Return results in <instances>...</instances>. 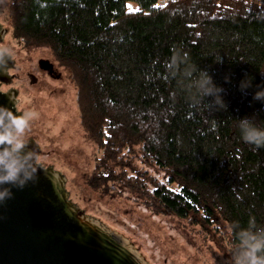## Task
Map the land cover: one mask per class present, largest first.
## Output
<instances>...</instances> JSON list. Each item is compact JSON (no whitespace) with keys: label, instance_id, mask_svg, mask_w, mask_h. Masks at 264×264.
<instances>
[{"label":"trees","instance_id":"trees-1","mask_svg":"<svg viewBox=\"0 0 264 264\" xmlns=\"http://www.w3.org/2000/svg\"><path fill=\"white\" fill-rule=\"evenodd\" d=\"M156 2L11 0L7 15L14 39L48 49L67 72L79 125L99 152L93 187L128 190L158 214L221 220L237 244L232 225L254 217L264 226V149L254 151L237 127L244 117L264 127V101L253 99L264 88V3ZM187 64L225 89L226 110L188 103Z\"/></svg>","mask_w":264,"mask_h":264},{"label":"rangeland","instance_id":"rangeland-1","mask_svg":"<svg viewBox=\"0 0 264 264\" xmlns=\"http://www.w3.org/2000/svg\"><path fill=\"white\" fill-rule=\"evenodd\" d=\"M10 1L0 0V23L7 29L0 44L12 47L16 67L10 72L22 76L33 60L54 58L48 49H26L12 37L7 15ZM258 1L264 3V0ZM61 70L64 73L61 81L45 80L35 86L27 81H15L11 88L19 92L17 110L22 114L26 111L36 113L28 137L39 146L44 166H52L65 177L70 200L86 215L96 217L108 228L127 237L148 264H214V261L215 264H227L231 260L229 249L236 243L230 240V232L223 221L194 223L185 218L158 214L128 190L110 192L90 184L93 159L99 152L79 125L75 89L67 72ZM137 167L165 179L155 168L140 162ZM170 186L177 188L175 184Z\"/></svg>","mask_w":264,"mask_h":264},{"label":"water","instance_id":"water-1","mask_svg":"<svg viewBox=\"0 0 264 264\" xmlns=\"http://www.w3.org/2000/svg\"><path fill=\"white\" fill-rule=\"evenodd\" d=\"M6 33L0 23V43ZM12 78L0 71V106L22 115L18 90L1 89ZM28 147L40 153L33 138ZM65 183L61 172L44 166L36 183L12 189L14 197L0 205V264H148L127 237L73 203Z\"/></svg>","mask_w":264,"mask_h":264},{"label":"clouds","instance_id":"clouds-1","mask_svg":"<svg viewBox=\"0 0 264 264\" xmlns=\"http://www.w3.org/2000/svg\"><path fill=\"white\" fill-rule=\"evenodd\" d=\"M9 60L15 61L12 47L0 44V71L10 74ZM216 61L222 62L221 58ZM182 75L188 103L204 107L209 112L227 109L222 95L225 89L214 82L206 69L187 64ZM225 82H229L228 77ZM249 87L250 79L241 81L242 92L246 93ZM207 97L212 99L206 100ZM253 99L264 101V88L256 91ZM35 118L34 112L17 115L0 106V205L14 197L13 188L23 189L30 182L36 183L39 171L44 170V162L38 151L28 147V132ZM237 127L242 140L251 145L254 151L264 149V127L259 126L254 117L239 119ZM231 232L238 243L229 249L231 260L227 264H264V226H258L252 217L247 227L237 223L232 225Z\"/></svg>","mask_w":264,"mask_h":264},{"label":"flooded vegetation","instance_id":"flooded-vegetation-1","mask_svg":"<svg viewBox=\"0 0 264 264\" xmlns=\"http://www.w3.org/2000/svg\"><path fill=\"white\" fill-rule=\"evenodd\" d=\"M16 63L11 70H15ZM17 72H19L20 68H16ZM13 75L12 82L9 85L1 84L2 90H7L6 87H13V82H21L25 83L27 81L31 86H35L41 84V82L45 80L53 81H61L63 79V70L56 64L55 60H51L46 57H39L36 60H33L30 64L29 70L25 71L22 76L18 73H11ZM19 94V92H18ZM18 96V95H17ZM41 153V152H40ZM41 155V154H39Z\"/></svg>","mask_w":264,"mask_h":264},{"label":"built area","instance_id":"built-area-1","mask_svg":"<svg viewBox=\"0 0 264 264\" xmlns=\"http://www.w3.org/2000/svg\"><path fill=\"white\" fill-rule=\"evenodd\" d=\"M169 1H177V0H157L156 2V6H159V5H165L167 2Z\"/></svg>","mask_w":264,"mask_h":264}]
</instances>
